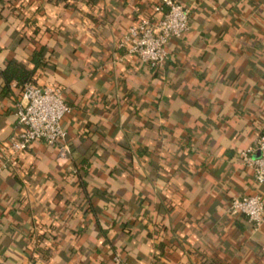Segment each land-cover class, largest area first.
Returning <instances> with one entry per match:
<instances>
[{"label":"crops","instance_id":"crops-1","mask_svg":"<svg viewBox=\"0 0 264 264\" xmlns=\"http://www.w3.org/2000/svg\"><path fill=\"white\" fill-rule=\"evenodd\" d=\"M182 2L189 27L153 69L117 43L160 0H0V146L9 62L70 106L68 156L35 142L0 170V264H264V223L227 212L264 197L239 155L264 128V0Z\"/></svg>","mask_w":264,"mask_h":264},{"label":"built area","instance_id":"built-area-1","mask_svg":"<svg viewBox=\"0 0 264 264\" xmlns=\"http://www.w3.org/2000/svg\"><path fill=\"white\" fill-rule=\"evenodd\" d=\"M159 18H144L130 25L117 43L128 54L153 69L162 68L168 59L167 46L171 39L180 38L189 27V8L182 0H160ZM63 90L58 85H40L33 81L21 86L20 98L15 103V132L0 146V170H14L19 166V154L35 142L57 146L60 157L70 153L66 140L63 116L69 112ZM243 164L253 172L257 185L264 183V128L253 144L241 149ZM2 157V159H1ZM227 212L231 216L244 215L254 229L264 223V197L260 193L231 198ZM119 264H128L119 255Z\"/></svg>","mask_w":264,"mask_h":264},{"label":"trees","instance_id":"trees-1","mask_svg":"<svg viewBox=\"0 0 264 264\" xmlns=\"http://www.w3.org/2000/svg\"><path fill=\"white\" fill-rule=\"evenodd\" d=\"M62 1L66 2L67 0ZM2 74L7 84L11 80H16L17 84L22 86L26 82L33 81V71L23 67L22 65L16 62H9L8 65H6V67L2 70Z\"/></svg>","mask_w":264,"mask_h":264}]
</instances>
